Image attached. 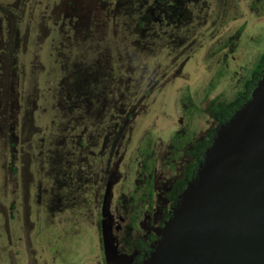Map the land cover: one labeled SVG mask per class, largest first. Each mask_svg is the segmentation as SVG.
Returning a JSON list of instances; mask_svg holds the SVG:
<instances>
[{
    "label": "rangeland",
    "instance_id": "obj_1",
    "mask_svg": "<svg viewBox=\"0 0 264 264\" xmlns=\"http://www.w3.org/2000/svg\"><path fill=\"white\" fill-rule=\"evenodd\" d=\"M80 1L81 14L70 0H0V264H97L101 236L82 181L112 150L101 149L110 115H125L120 104L137 112L116 186L128 195L152 156L157 171L173 173V142L197 137L211 100H234L264 56V0L185 1V19L156 25L142 51L113 30L121 17L96 29L105 7L90 16ZM93 62L100 84L78 98L68 88Z\"/></svg>",
    "mask_w": 264,
    "mask_h": 264
},
{
    "label": "water",
    "instance_id": "obj_2",
    "mask_svg": "<svg viewBox=\"0 0 264 264\" xmlns=\"http://www.w3.org/2000/svg\"><path fill=\"white\" fill-rule=\"evenodd\" d=\"M156 233L139 264H264V68ZM104 241L106 263L115 264L122 256Z\"/></svg>",
    "mask_w": 264,
    "mask_h": 264
},
{
    "label": "flooded vegetation",
    "instance_id": "obj_3",
    "mask_svg": "<svg viewBox=\"0 0 264 264\" xmlns=\"http://www.w3.org/2000/svg\"><path fill=\"white\" fill-rule=\"evenodd\" d=\"M261 71L258 73L259 77ZM257 81L254 82L251 76L250 80H248L249 86L245 85L242 92L249 91L250 96ZM121 96L122 94L119 97ZM119 99L122 100V98ZM248 99L249 97L241 102L238 107ZM112 103L114 107L117 105L116 101ZM219 103H215L214 99L211 100L207 107L208 119L203 127V131L201 130L198 136L190 143L181 144L182 148H179L180 144L173 142L171 149L174 150V153L179 152L181 155L179 163L175 164L173 173L162 172L160 168L157 171L154 167V156H152L150 160L152 163L149 169L147 170L146 164L142 165L145 174H138V177L133 181L134 188L128 192V195L125 194L123 186H120L118 190L116 186L124 180V175L121 174L119 169L124 157L125 145L131 139L130 127L127 125L134 122L133 118L137 112H134V107H129L128 111L122 109L123 104H120L121 109L119 112L121 114L125 113V115H110V120L114 121L115 119V122H113L111 130L103 138L104 141L101 149L112 145V150L107 149L105 155H103L102 151L98 154L97 157L100 159L93 171L90 170L89 165H86L87 170L84 173L85 177L82 181V183L90 184L91 189L88 195L91 199L94 213L93 228L101 236V259L97 264H107L104 253L105 241L103 240V232L107 229V232L111 235V245L115 246L117 255L123 257L115 264H139L150 252L152 244L157 239V230L170 217L174 202L187 182L193 177L200 163L197 164L192 176L183 185L186 168L194 162L192 151L196 149L197 144L204 142V146H201L204 153L210 145L218 126L221 125L214 120L210 110L212 104L217 105ZM101 105L105 106L103 113L101 112L105 116L107 113L105 109L108 107V104L106 105L103 102ZM105 111L106 113H104ZM178 123H182L181 117ZM124 134H126L125 142L123 141ZM178 137H181V135L179 132H176L175 138ZM79 146H81V142ZM79 172L80 170L77 174H80ZM78 180H81V178H78ZM106 224L108 227H106Z\"/></svg>",
    "mask_w": 264,
    "mask_h": 264
},
{
    "label": "trees",
    "instance_id": "obj_4",
    "mask_svg": "<svg viewBox=\"0 0 264 264\" xmlns=\"http://www.w3.org/2000/svg\"><path fill=\"white\" fill-rule=\"evenodd\" d=\"M113 1L115 2L113 3ZM185 1L186 0H87L86 4L90 6V8L87 9L90 16L100 13L101 8L105 7V15L103 18L104 21L98 23L96 29H99L101 27L103 31L104 29L108 30L112 18L121 17L123 19L120 23L121 26L119 25L120 27H118L117 29L113 28V30H116L117 32V30L122 29L124 32H130L131 35L126 36L128 38L125 42L126 47L134 45L136 51H142V49L145 46L149 45V42H151L150 38L153 36L152 29L156 28V25L158 27H161L160 29H162L165 25L181 23L185 19L183 17L184 19L182 20V17H179L180 14L183 15L184 13H181V9H183ZM79 2L83 1L79 0ZM70 6L71 9H78L79 13L81 14L82 6L78 5L76 0H70ZM127 11L134 14V19L130 17V14L125 17V12ZM84 32H87V28H85ZM147 34L148 37L146 36L142 40L141 36ZM182 39L183 38H181L180 41H183ZM263 68L264 56H262L258 60L255 65V69L251 74L254 82L259 79L258 73ZM80 69L81 70L78 78L73 80L76 83L75 86L71 85L72 90L71 88H68V90L71 91V93H73L74 91L77 94L76 96L78 98H83L82 96L85 93L89 94L87 85L89 83L91 85H96L98 81H100L99 76L101 77L102 72L99 66L94 62L89 64L86 69ZM98 84H100V82ZM246 85L249 86V82ZM248 97L249 91L245 93L241 92L238 93L235 99L231 102L219 103L217 105L212 104L210 106V110L213 114L214 120L222 124L233 114L238 105ZM68 98H71V96L69 95ZM203 144L204 142H202V144H197L196 149L192 151L194 162L188 165V167L186 168V176L185 180L182 183L183 185L192 176L194 169L202 159L203 151L201 149V146H204Z\"/></svg>",
    "mask_w": 264,
    "mask_h": 264
}]
</instances>
